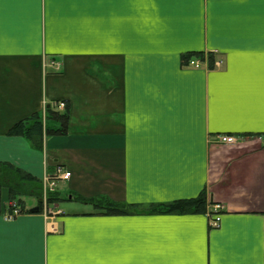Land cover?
Returning <instances> with one entry per match:
<instances>
[{
    "label": "crops",
    "instance_id": "obj_1",
    "mask_svg": "<svg viewBox=\"0 0 264 264\" xmlns=\"http://www.w3.org/2000/svg\"><path fill=\"white\" fill-rule=\"evenodd\" d=\"M60 102L66 136L42 151L8 136ZM219 134L237 144H212ZM0 162L43 181L71 173L50 217L6 221L0 188V264H264V0H5ZM203 192L224 207L217 227L73 198L145 209Z\"/></svg>",
    "mask_w": 264,
    "mask_h": 264
},
{
    "label": "trees",
    "instance_id": "obj_2",
    "mask_svg": "<svg viewBox=\"0 0 264 264\" xmlns=\"http://www.w3.org/2000/svg\"><path fill=\"white\" fill-rule=\"evenodd\" d=\"M68 126V109L61 111L56 108V105H47L45 118L41 114H36L24 119L8 131V136L23 137L31 144L33 149L42 151L45 136L64 137L68 134ZM48 174L50 175V172ZM0 188L8 190L12 202L17 200L18 204H21L22 212L24 211L23 198H33L41 201L43 197V183L41 180L7 162H0ZM74 199L92 205L99 214L106 216H129L143 212L158 215L205 214L208 206L212 205L208 202L204 192L194 199L179 200L164 205H151L145 209L140 205L117 203L101 196L92 199L82 197Z\"/></svg>",
    "mask_w": 264,
    "mask_h": 264
},
{
    "label": "built area",
    "instance_id": "obj_3",
    "mask_svg": "<svg viewBox=\"0 0 264 264\" xmlns=\"http://www.w3.org/2000/svg\"><path fill=\"white\" fill-rule=\"evenodd\" d=\"M53 65H55V64H53ZM56 65L59 68V65L58 64H56ZM189 66H192L194 68H200L201 67V64L197 60H191V61H189ZM64 106H65L64 103H61L60 104V107L61 108H64ZM213 141L216 144L225 145V146L234 145L237 142L235 138L230 137V136H224V135H217V136H215L214 139H213ZM70 175H71L70 173H65L62 177L65 180H67L70 177ZM53 186H54V184H51V190H53ZM222 209L223 208L221 206L217 205V206H215L213 208L212 214H216L219 211H221ZM18 214H19V210L17 208H13L12 212L8 216H6V219L7 220H13ZM216 222L217 221H213L212 224L213 225H216Z\"/></svg>",
    "mask_w": 264,
    "mask_h": 264
},
{
    "label": "rangeland",
    "instance_id": "obj_4",
    "mask_svg": "<svg viewBox=\"0 0 264 264\" xmlns=\"http://www.w3.org/2000/svg\"><path fill=\"white\" fill-rule=\"evenodd\" d=\"M76 197L77 196H74L73 198H76ZM25 200H26V205L27 206H31V205L35 204V207H36V206L39 205L38 201L36 199L26 198ZM60 201L61 200L59 199V197L57 195V191L56 192H48V194L45 195L44 202H46V204H47V213H48V215H51L50 212L55 211V206L58 205ZM12 204L19 205V207L21 208V206H20L21 204H18L17 200L13 201ZM39 206H41V205H39ZM43 208H44V204H43Z\"/></svg>",
    "mask_w": 264,
    "mask_h": 264
},
{
    "label": "water",
    "instance_id": "obj_5",
    "mask_svg": "<svg viewBox=\"0 0 264 264\" xmlns=\"http://www.w3.org/2000/svg\"><path fill=\"white\" fill-rule=\"evenodd\" d=\"M39 203H41V201H39ZM29 212L31 214H39L40 208H39V206H36V207L32 208Z\"/></svg>",
    "mask_w": 264,
    "mask_h": 264
},
{
    "label": "snow or ice",
    "instance_id": "obj_6",
    "mask_svg": "<svg viewBox=\"0 0 264 264\" xmlns=\"http://www.w3.org/2000/svg\"><path fill=\"white\" fill-rule=\"evenodd\" d=\"M4 2H5V0H0V8L3 7Z\"/></svg>",
    "mask_w": 264,
    "mask_h": 264
}]
</instances>
